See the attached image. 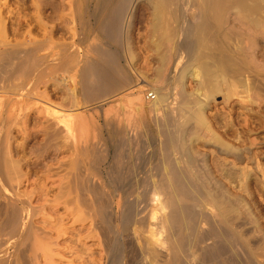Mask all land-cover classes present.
Segmentation results:
<instances>
[{"label": "rangeland", "instance_id": "374dc122", "mask_svg": "<svg viewBox=\"0 0 264 264\" xmlns=\"http://www.w3.org/2000/svg\"><path fill=\"white\" fill-rule=\"evenodd\" d=\"M246 1L251 4L256 0ZM119 2L120 0H0V26L2 25L0 40L4 39L9 44L11 42L10 49L16 51L20 49L17 56L23 58L24 51L33 48V45L34 52L39 53L38 55L46 51L45 49L49 46L52 48L57 45L54 49L59 54V63L57 62L59 65L49 64L47 66L48 64H45L44 73L47 76H44L34 87L36 91H39L37 92L39 95L50 99L47 102L57 104V107H62L61 110H74L77 104V109H75L77 112L74 110V115L76 114L73 122L74 132L77 134L80 128V132L84 128L83 132L87 133L85 138L82 137L79 142L74 136L70 141L66 140L64 132L59 125H56L52 115L44 111V104L41 100L18 102L12 111V117L16 115V122L15 119L11 122L6 117H3L5 121L3 122L1 118L0 153L2 155L0 154V160L2 159L1 163L7 162L2 166L0 164V181L3 182L0 184V189L2 188V191L0 190V262L4 261L1 262L2 264H166L165 250H161L164 252L162 253L154 249L160 215L156 209V201L160 200L166 204V211H168L171 208L170 200H174L173 186L170 181L172 174L176 170H182L179 174L180 178L183 173L188 175L189 171H187L186 164L161 163L163 155L158 142L157 129L148 112L137 111L136 102L145 104L146 92L152 93V87L164 85V82L160 80L158 82L151 81V79L158 66V57L168 45L165 40L161 39L163 28L155 26L158 23L154 18L156 2L154 0H132L124 9L121 23L123 30L129 28L127 39L130 41L128 43L134 55L132 71H130L129 78L125 77L122 66L129 67L122 52L121 44L125 41L124 34H121L116 41H112L113 33L110 30L106 34L109 39L102 34L99 36V32L95 30V28L111 23V16ZM198 4L199 0H172L169 12L164 16L166 23L163 26L172 29L184 24H193L197 20ZM263 11L264 9L256 13L259 17L254 15L255 18L253 16L250 18L254 20L263 18L264 20ZM226 19L227 25L225 24L226 27H224L227 30L225 32H233L231 36L235 39L230 43L232 50H235L240 59L245 62L249 61L245 65L248 68L249 65L251 66V69L249 68L251 71L247 70L250 75L254 70L255 76L252 75L254 78L264 76V28L255 29L250 24L251 22L245 24V20L238 16L235 4L229 7ZM105 20L108 22L104 23ZM103 41L108 42L109 49L112 48V51H117L116 54L121 55L118 56L121 68L117 74L124 84L115 88L117 89L116 95L113 93L112 97L84 92L83 82L79 75L81 67L89 64L95 57L91 53L90 46ZM159 41L160 45L156 46ZM15 42L18 46H15ZM4 48L0 47V51ZM38 48L42 50H37ZM239 49H241L240 53H237ZM176 52L177 59L182 58V46L178 45ZM245 56L249 57L253 63ZM12 63L16 65L17 59L12 60ZM60 64L63 67H60ZM71 65L72 67H69ZM247 67L245 69H248ZM67 69L76 70L75 85L69 80ZM23 70L24 68L18 70L17 73H19H14L12 77L9 67L4 68L0 85L2 83L5 85L6 82L10 84L14 80L20 83L26 79L21 74ZM36 71L31 72L33 75L30 74V77L28 75L27 82L33 81ZM7 78L13 80H6ZM16 79L21 80L18 82ZM128 79L132 80L128 81ZM189 80L185 81L188 92L194 90L196 86L194 80ZM253 91L255 90L248 92L251 100H246L243 105L238 102L236 96H232L229 100L224 99L223 92L215 94L208 102L205 111L207 119L210 121L213 115L217 118V123L212 127L211 133L214 134L215 130V133L222 135L226 129L223 124L227 123L232 132L234 130L233 137H226L227 140L224 134L218 135L222 138L221 140L258 151L259 156L257 162L253 159L254 163L251 161V164L250 162L213 164L208 151L210 145L208 140L211 134L200 131V139L195 140L194 138L195 150L197 153L206 154L208 164H195L196 167L192 170L193 172L198 171L196 178H192L193 174L189 176L191 170L188 177L182 175L180 178V180L183 177L188 180L192 178V180H190L191 183L186 178L182 180L185 181L183 183H187L188 190L191 188L188 191L191 193H189L190 198L184 200L179 193L181 199L175 198L180 204L186 203L185 208L189 210L185 211L187 220L181 224L182 228L175 227L176 230H181L177 233L174 229L177 235L179 231H182L181 234L184 236L178 249L181 252L176 253L179 264H251V262L252 264H264V125L262 123L264 122V116H262L264 115V96L260 97L256 91L255 93ZM128 118H131L130 131L136 134L132 137L134 140L130 145L132 147L130 157H127L125 149L123 150V129ZM9 121L11 124H8ZM8 132L10 138L7 142ZM80 132L78 135H81ZM52 138L54 139L51 140ZM10 169L18 171L16 172L19 175H17L18 178H13L15 173L14 175L11 173L10 177L7 175ZM201 171L205 172L204 175L200 173ZM213 179H216V182ZM192 183L193 185L189 188ZM11 184L14 185L13 190H11ZM3 188H6V191ZM196 191L199 194L198 201L194 199L198 196ZM217 192L231 199L242 196L240 202L242 204H239L240 210L242 209L240 212L242 225L236 229L238 234L226 228L221 222V217L217 215V210L211 209L214 218L221 223V230L225 229L224 233H227L231 240L233 236L234 245H239L238 247L233 243L230 244V239L222 240L219 235L218 237L219 231L216 230L218 233L215 230L210 232L208 225L205 224L207 209H205L206 202L204 201L212 202L215 199L214 201H217L219 206L220 200L218 194L216 196ZM205 194L212 196L209 195V199ZM190 195L193 196L194 201ZM101 201L103 202V214L98 208ZM16 208L26 209L24 210L26 213L22 211L25 216H28L25 219L21 218L20 225L23 222L22 227L20 226L21 230L19 229L21 233L18 231L15 234L17 236L10 237L8 219L10 213ZM22 211L20 212L21 217H25ZM188 212L189 215L191 213L189 217L191 221L188 219ZM189 221L192 223L187 224ZM249 229L253 230L249 231ZM239 231L244 232L243 236L239 234ZM177 235L175 236L178 238ZM175 236L174 238L177 239ZM244 242L248 243L245 245ZM181 244L184 246L181 247ZM231 247H235V250L239 249V252L233 248L234 251H232ZM44 250L47 251L46 254ZM205 252L211 254L210 257H207L209 255L206 256Z\"/></svg>", "mask_w": 264, "mask_h": 264}, {"label": "bare ground", "instance_id": "6f19581e", "mask_svg": "<svg viewBox=\"0 0 264 264\" xmlns=\"http://www.w3.org/2000/svg\"><path fill=\"white\" fill-rule=\"evenodd\" d=\"M131 1L132 0H120L117 8L114 10V12L111 16L112 17L111 23L102 25V27H100V28H95V30L97 32H99L98 33L99 36H101L100 34H102L104 37H106L107 31L110 30V32L113 33V37L111 38L112 41L113 40L116 41L117 39L120 38L121 34H124L123 39L125 37V41L124 42L119 41V42H123V44H121L123 47L120 45L119 46L122 47V49H123V51H122L123 57H124V60L127 64V66L129 67V68H124L122 66L123 71L125 73V77L127 76L128 78L130 75V71H132V67H133L132 66V59H133L134 55H133V52L131 51L132 47H131L130 43H128L130 41L127 39L129 28L123 30L121 27V23H122L124 9L127 6V4H129ZM154 1L156 2L154 5V8H155L154 18L156 19V22H158L157 24H155V26L158 25L161 29L163 28V33H162L161 39L165 40L167 42L168 46H167L166 50L164 52H162L158 57V66L154 70V74L152 77L153 79H151V81L153 80V81L159 82V80H160V81L164 82V85L162 87H152V91H153L152 93H149L147 91L146 92V100L147 101L145 104L144 103L142 104V102H139V101H137L136 103H137V111L148 112L151 115L153 124L157 129L158 142L160 144V147H161L160 150H161V153L163 155V159H162L161 163L162 164H178V165H180V164L185 165L186 164V166H187L186 168H188L187 171H189V173H190V170H191V174L189 175V173H188V175L191 177V175L193 174L192 178L193 177L196 178L199 173L196 170V168H195L196 171L194 170L195 172H193V170H192L194 167H196L195 164H203V165L208 164L206 154H203L204 152L201 154L197 153V151L194 148V147H196V146H194L196 144L195 140L199 138L200 131H202V133H203V131H205V132L211 134V137L209 140L207 139L208 136L206 138L208 140V142L210 143L208 151H209V155L212 157L211 163H213V164H243V163H249L250 162V164H251L253 162L252 161L253 159H255L254 161L257 162V158L259 156L258 151H253L252 149H250L248 147H243V146L241 147L239 145L235 146L234 144H230V142L229 143L226 142V140L225 141L221 140L222 138H220L219 136H222L223 134L225 136V139L233 137L234 130L232 132L231 128L227 125V123L223 124V125H225L226 129L223 131L222 135L215 133V130H214V134L211 133L213 131L212 127L217 123V118H216V115H213V116H211V118H210L211 120L209 121L207 119V115H205V111L208 107L209 100L212 99L215 96V94L220 93V92H223L224 99H226V100L231 99L232 96H236L238 98V102L241 105H243L246 102V100L247 101L251 100V96L250 95H249L250 97L248 96V92H251L252 90H255L256 94L258 96H260V97L264 96V76H262V75H260V77L257 76L259 74V72H258L259 70L257 72L255 71L256 73H258L256 75L258 77V79H257V77H255L256 79L253 77V76H255L254 70L252 72L253 74L251 73L253 76L250 75V72H248V71H251V70H249V68L251 66L248 64L249 65V68H248L247 65H245V64H247V61H248L247 59H249V57L247 58V56H245L247 59L245 57H242V58H245L247 60L245 62V60L240 59V57L236 55L235 50H232V48L230 47V45H231L230 43L232 42V40H235L231 36V33L233 34V32H228V31L225 32V30H227V28H225L226 27L225 24L227 25L226 14L228 12L229 7L233 4H235V9L238 13L239 18L242 20H245L244 21V22H246L245 24H248L249 22H251L250 24L252 25V27H255V29L257 28L259 30L260 28H264V20H262L263 18H261V19L258 18L256 20L250 18L251 16L254 17V15H256V13L258 11L264 9V0H256V1L254 0L255 2L251 3V4H250V2L248 3V1H246V0H199V4L197 6V20L193 24H184L181 27H178V28L175 27L172 29H168V27L163 26V24L166 23L164 16L166 13L169 12V5L172 2V0H154ZM36 9H37V7H36ZM260 14H261V12H260ZM263 14H264V11H263ZM257 17H259V16H257ZM106 21L108 22V20H105V22L104 21L103 22L106 23ZM3 24H4V22H3ZM176 25H178V24H176ZM89 26H90V24H89ZM248 27H249V25H248ZM1 30H2V25L0 26V31ZM73 31L74 30H72V32ZM168 31H170V33ZM180 33H181V36H179ZM95 34H96V32H95ZM103 36H102V38H104ZM233 37H234V35H233ZM107 39H109V38H107ZM103 42H100V43H97L95 45L90 46L91 47V53L95 57L92 58L93 60L90 61L89 64H86L85 66L81 67L79 75L81 76L80 78L82 79V82H83L82 88H83L84 92L86 91V93H90V94L96 93L99 96L110 95L108 97H112V96H114V94L116 95L115 91L117 89L115 90V88L124 84L122 82L123 80H121L117 74V72L121 68V65L119 64L118 56L120 57L121 55H119L118 53H117L118 54L117 55L116 54L117 51L115 49H113V50H115L116 52L112 51L111 47H110L111 49H109V47H108L109 44H107L108 43L107 41H106L107 43H105V42L103 43ZM91 43H93V42H91ZM10 44H11V42H10ZM10 44L7 41H5L4 39L0 40V47H5L4 50L0 51V78L3 75L4 68L9 67V72H10L12 77H13L14 73L18 74L19 72L17 73V71L24 68V70L21 72V74L26 79H24L20 83H16V82H14L15 81L14 80L13 81L14 83L10 82V84L9 83L6 84L7 82L5 83V80H4L5 85H3V83H2V85H0V120H1V118L6 117L11 122L12 121L14 122L13 119H15V122H16V119H17L15 117L16 115H13L15 118L12 117V111L18 102H31L32 100H36V102H37V100H41V102L43 101L42 103L44 104V106H43L44 111L49 113V115H52V118L54 119L56 125H59L61 127L60 129H62V132H64V136H65L66 140L70 141L71 138L74 136L75 140L79 142L82 137L85 138L87 133L83 132L85 130L83 127L82 128L84 130L82 129V131L80 132V130H81V128H80V130L77 132V134L74 132V128H73V125H74L73 122H74V119L76 118V114L74 115V113H75L74 110L77 109V104H76V107L74 110H65V111L61 110L62 107H57L56 106L57 104L53 105L50 103V101L47 102V100H50V99L43 98L44 95H41V94L39 95V93H37L39 91H36V87H34L45 76V73H44V69H46V68H44L45 64H48L47 66H49V64H53V65L55 64L54 66H56L59 63L58 62L59 54L54 49V48H56L57 45L55 47H52V48L49 46L50 48L48 47L47 49H45L46 51H43V53L40 55H38L39 53L36 52L37 53L36 54L34 52L35 50H34V45H33L32 46L33 48H31V49L25 48L27 50L24 51L23 58H20L19 56H17L20 49H19V51H16L14 49H10V47H11ZM23 44H24V42H23ZM44 44H46V43H44ZM16 45L18 46L17 43L15 44V46ZM29 45H32V44H29ZM159 45H160V41L156 43V46H159ZM178 45L182 46L183 54H182V58L177 59L176 50L178 49ZM13 48H14V46H13ZM238 48H240V47H238ZM62 49H65V48H62ZM37 50H42V49L38 48ZM240 50L241 49H239V52L237 51V53H240ZM91 53H90V55H91ZM21 54H22V51L20 52V55ZM238 55H240V54H238ZM252 56L253 55L251 53V57ZM14 59H17L16 65H14L12 63V60H14ZM254 60H255V57H254ZM251 63H253V62L251 61ZM242 64H244L245 66L244 65H243L244 67L241 66ZM61 66L62 65L60 64V67ZM69 67H72V65ZM245 67H247L248 69H245ZM54 69H56V68L54 67ZM32 70L33 71L37 70L34 73V79L32 82H27L28 81L27 80L28 75L30 77L31 72H33ZM75 71L76 70H73V69H67V71H66L68 73L67 75H68L69 80L74 85L76 83ZM242 71H244V73H242ZM71 72H73V73H71ZM4 74H6V73L4 72ZM31 75H33V74H31ZM12 77H10V78H12ZM137 78H138V76H137ZM132 79H128V81L129 80L131 81ZM187 79L194 80L195 85H196L194 87V90H192L190 92H188L186 90V87H185V85H186L185 81ZM6 80L12 81L13 79L11 80V79L7 78ZM16 80L18 81V79H16ZM125 80H127V79H125ZM146 80H147V78H146ZM130 88H128V89H130ZM240 88H242V89H240ZM255 91H253V92L255 93ZM256 94H254V95H256ZM133 95H134V93H133ZM138 99H140V97ZM39 102L40 101H38V103ZM28 104H30V103H28ZM262 116H264V115L262 114ZM4 118L2 119V121L4 120ZM226 121H227V119H226ZM3 122H5V121H3ZM11 122L8 124H11ZM258 122L260 123V121H258ZM262 123L264 125V122H262ZM14 124H12V125H14ZM130 124H131V118L126 119V123H125L124 129H123V131H124V148H123V150L125 149V153H126L127 157H130V154L132 153V147L130 145H131L132 141L134 140L132 138L133 135H136V134H132V132L130 131L131 130ZM239 127H241V126H239ZM79 132L81 135H78ZM9 134L10 133L8 132L7 140H6L7 142L10 138ZM194 138H195V140H194ZM4 139H3V141H4ZM53 139L54 138H52L51 140H53ZM201 139L203 140L204 138L201 136ZM82 141H84V140H82ZM205 142H207V141H205ZM3 143L5 144V142H3ZM239 144H241V143L239 142ZM202 145H204V144H202ZM1 152H3V151H1ZM206 153H208V152H206ZM3 157H5V156H3ZM8 157H10V156H8ZM8 157H7V159H8ZM1 160H0V164L2 166V164L4 162L1 163ZM17 160H19V159H17ZM6 161H8V160H6ZM18 162H17V164H18ZM4 164H7V162ZM12 164H13V160H12ZM4 167H6V166H4ZM177 169H179V168H177ZM204 169L205 168L203 167V170ZM183 170H184V168H183ZM176 171L178 172V174ZM176 171H174L173 174L170 172L173 175V176H171V174H170V176H171L170 181H171L172 186H173V196L172 197L174 199L173 201L170 200L171 208H169V210L166 211L167 205L164 204L160 200L156 201V209H158L157 211L160 212V215L158 217V226H159L158 229H159V231L156 233V238L154 241V243H155L154 249L157 252L161 251V250H163V251L165 250V252L167 254V258H166V262H165L166 264H179L178 258H176V256H177L176 253L181 252L180 250L178 251V249L180 248V243H181L182 238L184 236L181 234L182 231L181 232L179 231V234L177 235L178 230H181V229L176 230L177 228H175V227H181L182 226L181 224L184 222V220L185 221L187 220V218H186L187 214L185 213V211L187 209V208H185L187 206V205H185L186 203L180 204V203H178V201L175 198H177V197L180 198L181 196L183 197L184 200H187L188 198H190L189 197L190 192H188V191H190V189H191L190 186L193 185V183L191 185H189L190 189L188 190L187 189L188 188L187 183H183L185 181H182V180H184V178L188 177V175H185L182 172L183 173L182 175L183 176L185 175L186 177H183L182 180H180L182 175L179 178V174H181L180 172L182 170L181 171L176 170ZM228 171H227V173H228ZM16 172H18V171L12 169L11 171L7 172V175L10 177L11 173H13V175L15 173L16 175H14L13 178H15V177L18 178L19 175ZM1 173H2V171H1ZM200 173H202L204 175L205 172L203 173L201 171ZM2 174H4V172ZM261 176H263V174H261ZM209 177H210V175H209ZM192 178L189 180L187 178L186 179L188 182H190V180H192ZM233 178H234V176H233ZM9 179L12 180L11 178H9ZM15 179H13V180L16 181ZM238 179H239V177H238ZM215 180L213 179V181H215ZM206 182H207V180H206ZM1 183H3V182L0 181V184ZM12 183H13V181H12ZM212 183H214V182H212ZM245 184H246V181H245ZM214 185H212V186H214ZM222 185H219V186H221V188H223ZM207 186H209V184ZM6 187H8V185ZM10 187L12 188L11 190L14 189V185H12ZM193 188H195V187H193ZM193 188H192V190H193ZM242 188H243V185H242ZM211 189H212V187H211ZM0 190L2 191V188ZM3 190L6 191V188L5 189L3 188ZM5 191H3V192H5ZM208 192H209V190H208ZM178 193L181 196H179ZM196 193H197V191H196ZM218 193L219 192L216 193V196ZM222 193L225 194L224 192H222ZM220 194H218V197L220 200L219 206L217 205V201H214L215 199L212 200V202L204 201V202H206L204 205L205 209H207V211L205 212V216H206L205 224L208 225L210 232H213L214 230H215V232L219 231V234H217V236L219 235L222 240H226V239L229 240L231 237H228L227 233L226 234L224 233V230H225L224 228H223L224 230H221V228H220L221 223H219V220H216L214 218L215 216H214V214L211 213V209L217 210V212H218L217 215L221 217V222L226 226V228H230L233 232L236 231L235 233H237L236 229L239 228L240 225H242V219L240 216V212L242 209L240 210V207H239V204L240 205L242 204V203H240L242 196L241 197L239 196L240 199L236 198L237 196L236 197L234 196L235 198L231 199L229 197H225L224 195L222 196V194L221 195ZM192 195H194V193ZM192 195H190L191 199L193 201H194V199L195 200L197 199L196 201H198L197 197H199V194L194 199L192 198L193 197ZM209 195H206V196H208V198L210 199V196H212V195H210V196ZM220 196H222V197H220ZM230 197H232V195ZM208 198L206 200H208ZM200 199H201V197H200ZM27 202L28 201H26V203ZM98 206H99L98 208H99L100 213L103 214V202L101 201ZM23 208H22V210H23ZM22 210H19V208H16L10 213V216L8 219V224H9V228H10V237L14 236L18 231L21 230L20 226L23 224V222H21L22 224L20 225L21 218L25 219L26 216H28V215L25 216V214H24V212H25L24 210H26V209L23 210L24 212ZM21 211L25 217H21V214H20ZM71 213L74 214V212H71ZM188 215H189V212H188ZM189 217H191V213L188 216V219L190 220L191 218H189ZM189 222L187 224L192 223V222H190V223ZM193 223H196V222H193ZM191 226H194V225H191ZM174 229L177 231V233L175 232ZM250 229H249V231L253 230V229L252 230H250ZM203 231H204V229H203ZM241 231H243V229ZM174 232L176 233L175 235H177L178 238L174 235ZM205 232H206V229H205ZM248 232H246V233H248ZM18 233H21V231ZM243 233H240V231H239V234L241 236H243ZM228 235H229V233H228ZM15 236H17V235H15ZM174 236L177 239H175ZM13 238H16V237H13ZM258 239L260 240L261 238H258ZM10 240H14V239L10 238ZM249 240H252V239H249ZM39 241H41V240H39ZM233 241H234V237L232 236V240L230 239V244L233 243V245H234ZM254 241H255V237H254ZM257 242H259V241H257ZM183 243H184V240H183ZM235 244H236V242H235ZM244 244H245V242H244ZM233 245H231V246H233ZM44 246H46V245H44ZM182 246H184V245L181 244V247ZM234 246H236V245H234ZM238 246L239 245H237L236 247H238ZM241 246L242 245H240V247ZM232 248L233 247H231V250L234 251L235 247L233 248L234 250ZM238 250L239 249H237L235 251L237 252ZM41 251H43V250H41ZM46 252L47 251H45V254H46ZM162 253H164V252H162ZM233 253H235V252H233ZM207 255H209V254L206 253V256ZM210 255L207 257H210ZM34 257L35 256H33V258ZM1 262H4V261H1ZM1 262H0V264H2ZM27 262H29V261H27ZM30 262H31V260H30ZM251 264H252V262H251Z\"/></svg>", "mask_w": 264, "mask_h": 264}]
</instances>
